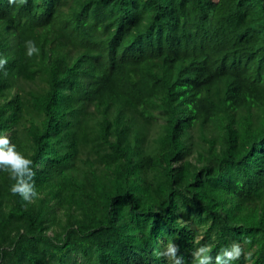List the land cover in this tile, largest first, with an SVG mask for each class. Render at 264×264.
Segmentation results:
<instances>
[{
  "label": "trees",
  "instance_id": "1",
  "mask_svg": "<svg viewBox=\"0 0 264 264\" xmlns=\"http://www.w3.org/2000/svg\"><path fill=\"white\" fill-rule=\"evenodd\" d=\"M0 55V264H264V0H0Z\"/></svg>",
  "mask_w": 264,
  "mask_h": 264
},
{
  "label": "clouds",
  "instance_id": "2",
  "mask_svg": "<svg viewBox=\"0 0 264 264\" xmlns=\"http://www.w3.org/2000/svg\"><path fill=\"white\" fill-rule=\"evenodd\" d=\"M9 4L23 5L27 0H8ZM26 56L31 58L38 55L40 49L32 40H27L24 43ZM8 63L7 57L0 55V71H4L7 76L5 66ZM0 171L8 172L10 179L14 183L10 187L13 195L20 196L25 202L31 203L39 194L35 188L33 171V161L26 157L21 152L17 151L16 145L6 133H0ZM243 243H251L250 238L245 239ZM179 247L173 242V239L164 246L163 250L155 252L156 257L166 259L170 264H185L184 257L178 255ZM213 249L208 244H200L192 252V264H234L235 261L244 257L245 260L251 259L250 253H245L240 241H232L228 246L223 247L212 255Z\"/></svg>",
  "mask_w": 264,
  "mask_h": 264
}]
</instances>
